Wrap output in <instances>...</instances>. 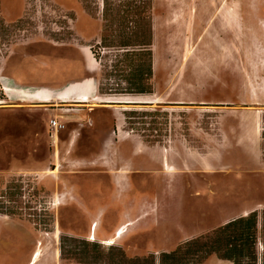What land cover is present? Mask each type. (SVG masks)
Returning a JSON list of instances; mask_svg holds the SVG:
<instances>
[{"label": "rangeland", "instance_id": "1", "mask_svg": "<svg viewBox=\"0 0 264 264\" xmlns=\"http://www.w3.org/2000/svg\"><path fill=\"white\" fill-rule=\"evenodd\" d=\"M128 1L110 0L106 21L104 0H0V60L33 40L67 79L78 75L63 61L67 46L88 45L102 97L154 100L122 106L116 144L99 128L74 143L58 127L36 129L38 114L2 107L0 89V208L14 212L0 213V264H160L162 252L264 211V0H153L152 93L120 89L128 84L111 73L118 49L102 44L104 33L121 37ZM79 90L66 96L100 99ZM202 264L233 263L212 254Z\"/></svg>", "mask_w": 264, "mask_h": 264}, {"label": "crops", "instance_id": "2", "mask_svg": "<svg viewBox=\"0 0 264 264\" xmlns=\"http://www.w3.org/2000/svg\"><path fill=\"white\" fill-rule=\"evenodd\" d=\"M37 45L33 40L14 44L10 47L7 59L0 60V83L8 96V100L5 101V105L2 107L9 106L10 109H18L24 112L31 111L38 114L41 117L40 124H36V120L32 125L36 129L39 128L40 132H46L52 126L58 127L52 122L53 119H56L62 124V127L58 129L67 131L74 143L79 141L78 137L75 138V136H82L85 128H99L100 130H111L113 144H116L117 136L120 134V129L123 128L125 122L124 108L122 106H127V103L119 104L104 101L89 103L76 100L75 96L77 94L66 96L68 93H74L80 89L79 91H84V93L93 98L102 97L99 89L100 68L91 48L88 45L75 43L67 46L72 55L70 60L63 61L64 63L66 61L70 63L69 72L71 71L78 75L75 76L73 74L66 79L62 62L51 65V61L47 56L43 58L38 51L32 50ZM60 45L62 46L63 44ZM52 46L56 47L58 45ZM81 60L82 64H80ZM79 71H84L85 76L81 78ZM36 93H49L55 99L34 100L27 96L35 95ZM90 105L106 111L109 115L104 112L97 113L100 110L94 108L92 110L89 108ZM48 115L52 116V120L50 119L46 123L44 122L45 119L42 118H46ZM70 140H67V142L72 144V140ZM69 189L71 190L70 187ZM106 208L108 209L107 206ZM110 224L108 226L113 225V223Z\"/></svg>", "mask_w": 264, "mask_h": 264}, {"label": "trees", "instance_id": "3", "mask_svg": "<svg viewBox=\"0 0 264 264\" xmlns=\"http://www.w3.org/2000/svg\"><path fill=\"white\" fill-rule=\"evenodd\" d=\"M125 5L126 9L123 10L125 13L117 18L122 29L119 34H122L121 37L118 40L114 33H104L102 44L109 49H118L111 60L113 68L111 73H116L115 75L122 77L128 84L120 89L128 92L152 93L153 0H138V5H135L134 0H129ZM113 9L115 7L110 0H104L106 21ZM134 13L136 19H133ZM130 23L135 24L134 27H131ZM114 24L116 22L106 23V30H112ZM126 29L132 30L128 32ZM96 57L103 65L98 54ZM105 65L107 64L103 66ZM107 75L109 73H106ZM104 88L101 81L100 91L108 92ZM0 213L13 215L14 212L0 208ZM260 234L264 236V211L259 213L254 210L229 220L210 233L183 242L173 251L162 252L160 264H202L212 254L233 264H259L261 261L264 264V257L261 258L259 253ZM142 260H144L143 264H156V260L150 257L137 259L139 262Z\"/></svg>", "mask_w": 264, "mask_h": 264}, {"label": "bare ground", "instance_id": "4", "mask_svg": "<svg viewBox=\"0 0 264 264\" xmlns=\"http://www.w3.org/2000/svg\"><path fill=\"white\" fill-rule=\"evenodd\" d=\"M81 101L84 102H89V99L87 97H84L83 99H81ZM98 101H104V102H114V103H127V104H139V103H151L152 101H154L150 96H131V95H127V96H107V97H102L100 98ZM3 101H0V103H2ZM169 170L174 171L173 167L170 168ZM130 222H125L122 225V228L118 231L120 234L125 232V227L127 225H129ZM119 233H117L119 235Z\"/></svg>", "mask_w": 264, "mask_h": 264}, {"label": "built area", "instance_id": "5", "mask_svg": "<svg viewBox=\"0 0 264 264\" xmlns=\"http://www.w3.org/2000/svg\"><path fill=\"white\" fill-rule=\"evenodd\" d=\"M0 89H2V87ZM52 122H53L54 125H57L58 128L62 127V124L59 123L56 119H53Z\"/></svg>", "mask_w": 264, "mask_h": 264}, {"label": "flooded vegetation", "instance_id": "6", "mask_svg": "<svg viewBox=\"0 0 264 264\" xmlns=\"http://www.w3.org/2000/svg\"><path fill=\"white\" fill-rule=\"evenodd\" d=\"M107 211V209H106ZM105 223V215H104V218H102V224Z\"/></svg>", "mask_w": 264, "mask_h": 264}]
</instances>
